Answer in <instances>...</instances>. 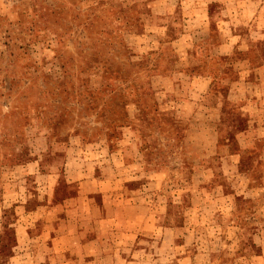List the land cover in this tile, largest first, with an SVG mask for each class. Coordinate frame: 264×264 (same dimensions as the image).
<instances>
[{"label":"rangeland","instance_id":"374dc122","mask_svg":"<svg viewBox=\"0 0 264 264\" xmlns=\"http://www.w3.org/2000/svg\"><path fill=\"white\" fill-rule=\"evenodd\" d=\"M98 263L264 264V0H0V264Z\"/></svg>","mask_w":264,"mask_h":264},{"label":"trees","instance_id":"16d2710c","mask_svg":"<svg viewBox=\"0 0 264 264\" xmlns=\"http://www.w3.org/2000/svg\"><path fill=\"white\" fill-rule=\"evenodd\" d=\"M92 54L94 53L92 52ZM106 61L107 60L102 61V66L105 68V73L110 72L111 68H113L111 63L108 61L106 62ZM63 84H64V80H61L56 83L57 87H61ZM120 94L121 92L113 91L111 95L110 94L106 95L107 98L102 100L103 103H101V105L98 108L99 115L103 114L105 116H108V115L111 116V114L114 112V114H121L120 118L113 119L111 117L108 120L101 121L99 123V126H94L93 128L90 129L89 134L94 135L95 132L100 133L108 139V137H111L113 134L111 131L112 128L126 125V121H125L126 116L123 114V112L121 113V107H113L110 104V101L114 99V97L119 96ZM132 96L134 100L133 103L136 105V109L139 111L140 117H142L140 119L143 120L146 113L147 112L149 113V110H150L151 112L149 114L151 116H147V119H149L151 122L148 121L147 124L149 125L155 122L156 120L155 117L157 115H156L155 109H151V106L153 105L154 101H153L152 94L150 93L149 89L147 87L138 86L136 89H134V93ZM83 133H85V131H83Z\"/></svg>","mask_w":264,"mask_h":264},{"label":"crops","instance_id":"0c3cea01","mask_svg":"<svg viewBox=\"0 0 264 264\" xmlns=\"http://www.w3.org/2000/svg\"><path fill=\"white\" fill-rule=\"evenodd\" d=\"M101 219H98L97 221H100ZM90 243L95 242L94 238L92 240L89 241ZM72 252V251H71ZM97 254V249L94 248V246H92L91 249H88L85 251V255H92L95 256ZM98 257V256H97ZM113 262V261H112ZM98 264H102V263H98Z\"/></svg>","mask_w":264,"mask_h":264}]
</instances>
